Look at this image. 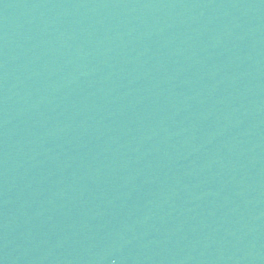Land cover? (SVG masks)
Listing matches in <instances>:
<instances>
[{
	"label": "water",
	"instance_id": "obj_1",
	"mask_svg": "<svg viewBox=\"0 0 264 264\" xmlns=\"http://www.w3.org/2000/svg\"><path fill=\"white\" fill-rule=\"evenodd\" d=\"M0 264H264V0H0Z\"/></svg>",
	"mask_w": 264,
	"mask_h": 264
}]
</instances>
